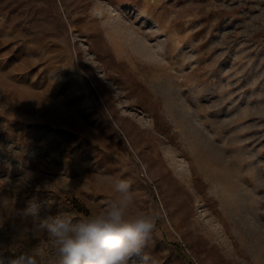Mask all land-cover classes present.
Instances as JSON below:
<instances>
[{
	"label": "rangeland",
	"instance_id": "obj_1",
	"mask_svg": "<svg viewBox=\"0 0 264 264\" xmlns=\"http://www.w3.org/2000/svg\"><path fill=\"white\" fill-rule=\"evenodd\" d=\"M112 178L157 264H264V0H0V251L50 264L29 202L82 218Z\"/></svg>",
	"mask_w": 264,
	"mask_h": 264
},
{
	"label": "clouds",
	"instance_id": "obj_2",
	"mask_svg": "<svg viewBox=\"0 0 264 264\" xmlns=\"http://www.w3.org/2000/svg\"><path fill=\"white\" fill-rule=\"evenodd\" d=\"M114 193L102 210L76 218L69 212H59L39 218L42 205L29 202L24 215L37 220L51 242L50 264H128L139 256V264H157L143 252L152 240L159 214L139 210L129 180L112 178ZM0 264H42L33 250L6 256L0 251Z\"/></svg>",
	"mask_w": 264,
	"mask_h": 264
}]
</instances>
